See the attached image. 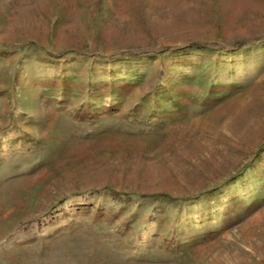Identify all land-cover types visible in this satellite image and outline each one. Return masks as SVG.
<instances>
[{"label": "rangeland", "instance_id": "374dc122", "mask_svg": "<svg viewBox=\"0 0 264 264\" xmlns=\"http://www.w3.org/2000/svg\"><path fill=\"white\" fill-rule=\"evenodd\" d=\"M0 264H264V0H0Z\"/></svg>", "mask_w": 264, "mask_h": 264}, {"label": "trees", "instance_id": "16d2710c", "mask_svg": "<svg viewBox=\"0 0 264 264\" xmlns=\"http://www.w3.org/2000/svg\"><path fill=\"white\" fill-rule=\"evenodd\" d=\"M247 43H248V41H246V40H239V41H236L235 46L238 47V46H241V45H244Z\"/></svg>", "mask_w": 264, "mask_h": 264}]
</instances>
